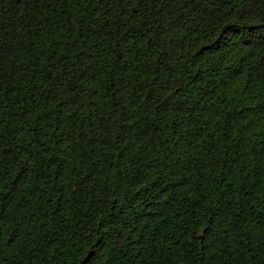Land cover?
Wrapping results in <instances>:
<instances>
[{"label":"trees","instance_id":"16d2710c","mask_svg":"<svg viewBox=\"0 0 264 264\" xmlns=\"http://www.w3.org/2000/svg\"><path fill=\"white\" fill-rule=\"evenodd\" d=\"M0 264H264V0H0Z\"/></svg>","mask_w":264,"mask_h":264}]
</instances>
